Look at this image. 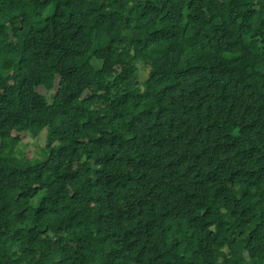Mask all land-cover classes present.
<instances>
[{
  "label": "trees",
  "instance_id": "trees-1",
  "mask_svg": "<svg viewBox=\"0 0 264 264\" xmlns=\"http://www.w3.org/2000/svg\"><path fill=\"white\" fill-rule=\"evenodd\" d=\"M0 264H264V0H0Z\"/></svg>",
  "mask_w": 264,
  "mask_h": 264
},
{
  "label": "rangeland",
  "instance_id": "rangeland-1",
  "mask_svg": "<svg viewBox=\"0 0 264 264\" xmlns=\"http://www.w3.org/2000/svg\"><path fill=\"white\" fill-rule=\"evenodd\" d=\"M149 73L148 69L142 70L141 80H145ZM40 93H45L42 89L39 90ZM47 129L43 131L39 138L31 137L27 134H21L19 137V142L16 145L18 150V157L26 159H33V162L44 161L49 155V148H47ZM16 135H14L15 137ZM38 199L35 200V203Z\"/></svg>",
  "mask_w": 264,
  "mask_h": 264
}]
</instances>
